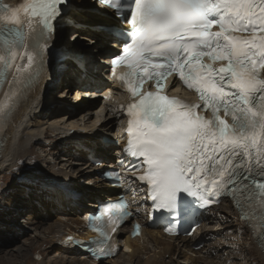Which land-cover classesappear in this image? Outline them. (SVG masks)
<instances>
[{
  "label": "snow or ice",
  "instance_id": "6c2138e0",
  "mask_svg": "<svg viewBox=\"0 0 264 264\" xmlns=\"http://www.w3.org/2000/svg\"><path fill=\"white\" fill-rule=\"evenodd\" d=\"M68 2L0 4V80L11 69L24 71L28 87L37 75L33 65L46 46L28 51L22 14L29 29L38 21L46 36ZM102 2L130 26H106V38L122 51L112 63L126 62L129 69L119 79L133 96L145 79L155 80L158 89L128 105L124 149L146 165L135 179L147 184L153 211L176 210L182 194L203 204L227 195L242 226L259 227L264 248V0ZM172 74L198 95L200 104L159 94L163 79ZM10 108L0 105V115L6 119ZM116 203L105 207L104 226L92 225L105 238L130 215L122 201ZM99 251L105 252L102 243Z\"/></svg>",
  "mask_w": 264,
  "mask_h": 264
},
{
  "label": "bare ground",
  "instance_id": "6f19581e",
  "mask_svg": "<svg viewBox=\"0 0 264 264\" xmlns=\"http://www.w3.org/2000/svg\"><path fill=\"white\" fill-rule=\"evenodd\" d=\"M76 2L77 5L82 7L83 9L93 7L91 3L86 0H69V5L71 3L73 5H76ZM71 17L74 18L75 20L80 21L81 19L85 18V15L82 14L80 15L77 12H73L71 14ZM26 39H29L28 35H26ZM60 40L61 37L55 35L52 37H42V38L31 37L29 41H25V43L28 45V51L41 52L39 46L40 45L46 46L45 50H43L41 54L38 55L36 63L33 65L34 71L37 73V75L35 79L31 81L30 86L25 87L23 83L24 78L27 76V73L24 71L16 72L15 69L9 70V73L6 75V78L0 80V105L6 103L11 105L10 111L8 112L6 119L2 115H0V176H2V174H4V171L7 170H11L12 172H16V173L20 172L18 173V178L15 180L16 183L10 185V187H8V190L14 191V189H17L23 194H25L26 190H31V191L33 190L34 193L37 194L35 196L36 198L35 200L37 204L39 202L38 206L41 213L46 212L47 209L53 206L52 208L53 210H55L54 213H56L57 216H59L60 218L65 217L64 218L65 221L64 222L61 221L60 226H56L57 229H55L56 231L54 233H51L53 230L50 226H48L47 231L50 232V234H53L52 238L49 241L42 243L39 246V250H35L34 252L31 250V252L34 253L33 255L35 257L38 256L43 259L46 257V255L44 256V253H42L41 251L44 250L47 254L51 252L50 248H54L55 250H58L60 252L61 256H63L59 260L61 263H63L64 261L69 264H75V263L86 264L87 263L86 261H85L86 263L84 262L81 263L78 260L80 258H77L76 260L73 259L75 257V253L77 252V250L72 249L68 245V243L63 242V241L68 242L71 236L76 237L77 236L76 233H79V226L82 224L81 215L83 208L80 205H76L72 200H67L68 201L67 204L64 203L63 200V196L69 197L71 196V194L73 196L76 189H78L76 188V183H74L72 175L66 173L63 174L61 172H51L52 175L50 176L43 171V168H39L38 171L32 172L31 169H29L30 166L28 163L27 164L22 163L19 165V161L22 162L25 159L30 160L31 156H33L31 147L27 151L18 154V151L22 149L20 146H22L23 144L28 145L29 143H31L32 145L40 146V148H42L43 151L47 152L48 155H51L50 154L51 151L54 150L59 155L64 154L65 156H67V158L70 159L72 143L69 142L71 141V139L68 138L70 137L68 136V133L70 130L75 131L77 129V125L80 122H82L81 120H83L84 118V114L81 115L79 114V112L82 111L81 110L82 106L86 104V101L85 102L83 101L84 98L82 99L83 92L74 91V93L76 94V97L74 99L77 101L73 103L71 102L70 106L75 105L79 108V109L74 108L75 110H77L76 113L74 114H65L62 108H57L54 99L47 101L46 108L44 107L39 108V104L41 103V98H40L41 93L44 91L45 94L48 93L52 94L51 91H49V82L52 76L55 74V71L53 70V54H54V49L58 47ZM93 63L94 60L90 62L91 65H93ZM105 63L108 65L107 60L104 61V64ZM25 64H27L26 57L24 58L23 61L20 62L21 68ZM70 70L72 73H77V70L75 68L71 67ZM87 72L89 75V71ZM65 77H67V75H64V78ZM83 84H85V82H83ZM59 85H63V86H56V87H65L64 82H61V84ZM58 91H59L58 94L61 93L63 94L58 95L57 97L61 96L66 101L70 99V96H64V93H70L71 90L65 89ZM6 93L7 96L5 95ZM115 109L116 106L114 107L112 106L111 115H109L110 118L112 117L113 114L116 113ZM57 117H62V118L60 120ZM92 124H93L92 122L89 123L87 127H89ZM95 137H96L95 135H90L87 137V139L89 141H93L95 140ZM19 147L21 148L20 150ZM67 158H65L64 161H66ZM62 159L63 158L58 160L60 161ZM14 161H16V164L14 163ZM15 170H17L18 172ZM76 171H78L77 176H79V178H83L84 176L87 177L88 175V174L81 175L79 169H77ZM8 176L10 177V175ZM15 181H13V183ZM91 184L100 185L99 189L96 191L97 197L100 200H104L107 198L111 199L114 197L110 195V193L107 191L105 187L101 186V184L97 179H94V181H92ZM90 189L91 188L89 187L88 188L89 199L95 193L94 191L91 192ZM84 190L86 191V189ZM43 194H45L46 196L43 197ZM80 198L82 200L86 199L84 198V196L81 197L79 196L78 201L80 202H81ZM46 200H48L49 203H45ZM52 203L53 205L51 206ZM226 203L230 205L231 210L234 213L233 217L236 221V223L231 221L229 225H231L232 223V224H236L238 227L244 228L245 226H242L241 221L238 219L239 214L237 213L234 205L228 200H226L223 205L225 206ZM67 208H71L74 214H71L70 211L67 210ZM224 209H226L230 217L231 215L228 212L229 211L228 208H224ZM214 210H216V208L212 209L210 213H212ZM39 215L35 214L33 216L34 221L37 220L38 218L37 222H34L33 226H37L41 221L40 219H42L46 214L43 216H39ZM7 216L13 217L14 211L10 212V214L8 213ZM71 217L72 219L69 220L68 218ZM220 218L218 222H221L223 225V229H225L224 221L227 218H223V217L222 219ZM213 220L211 221V223L213 222ZM205 230H207V228ZM237 231L239 235H241V237L246 233L250 236L249 239L251 243L257 247L256 255L261 259V263L264 264V248H262L261 244L259 243V240L255 237V232L249 229V227L248 228L245 227V230L242 229ZM224 235H226V237L227 236L229 237L230 234L229 235L224 234ZM197 236L198 233L190 242H184L180 240L174 241V240L163 239L158 231H154V230L149 231L144 237L138 240L128 241L129 250L127 251L130 252L131 254L126 257H124L123 255H119L116 259L117 261L116 264H186V262H188V264H197L196 258L187 257L188 256L187 252H190L193 255L196 254L195 252H193L192 249V246L195 245L196 241L203 242L204 239L208 249L213 250V252L215 253L217 246V242L214 241L216 234L212 235L211 232L209 231L208 233L204 234L202 240H200V238H196ZM56 237L59 238L58 240L59 242L57 243H55L54 241V238ZM246 237L247 236H244L242 238H246ZM1 244L2 242H0V245ZM177 244H181L183 250L180 251L177 250V248H175ZM4 245H6V243H4ZM159 248H162V251L160 253H157V250ZM12 249L13 248L8 250H3L4 254L3 256L0 255V260H2L4 256H13L19 258L21 256L20 254H22L23 251L24 252L26 251L24 248H22V246L21 247L18 246L14 250ZM203 249L204 250L206 249L205 245ZM3 252H1L0 254H2ZM35 252L37 253V255L35 254ZM197 254H201V253H197ZM68 256L72 258L65 259ZM143 256H145V259L143 258ZM175 256L177 257L180 256V257L175 259L174 258ZM29 257L27 259L26 264H29L30 259H33L32 264H35L34 263L35 257H31V258ZM217 257L218 256L216 253L215 259ZM178 259H181L179 260L180 262H178ZM5 261H8V264H10L9 260H5ZM52 263L55 262L53 261Z\"/></svg>",
  "mask_w": 264,
  "mask_h": 264
},
{
  "label": "rangeland",
  "instance_id": "374dc122",
  "mask_svg": "<svg viewBox=\"0 0 264 264\" xmlns=\"http://www.w3.org/2000/svg\"><path fill=\"white\" fill-rule=\"evenodd\" d=\"M76 101L77 100L74 99L73 102H76ZM72 107L79 109L75 105H72ZM57 118L61 120L60 117H57ZM30 145L32 144L31 143H29L28 145L23 144L22 146H20L22 149L19 147V150L20 149L21 150L18 151V154L23 153L24 151H27L30 147H31V151L33 154L30 160L25 159L22 162L19 161V165L22 163H25V164L28 163L30 166L29 169H31L32 172H36L38 171L39 168H43V171L50 176L52 175L51 172H61L63 174L66 173L69 175L74 174L72 178H74V176L78 174V171H76L77 168L74 165H72L69 159H66V161H64L65 157H63L62 154L61 155L56 154L55 156V154H52L51 152L50 153L51 155H48L47 152L43 151V149L40 148V146L38 145L30 146ZM61 158L63 159L59 161L58 159H61ZM14 163L16 164V161H14ZM18 173L12 172L11 170H7V171H4V174H2V176H0V242H2V244L0 245V253L3 252V250H8L11 248H13L12 250H14L18 246L20 247L22 246V248H24L26 251L25 252L23 251L22 254H20L21 256L20 257L18 256L19 258H16L13 256H4V258L0 260V264H8V261H5V260H9L10 264H26L29 256H30L29 258L35 257L33 255L34 253H32L31 250L33 252L35 250H39V246L42 243L47 242L52 238L53 234H50V232L47 231L48 226H50L53 230L51 233H54L56 231L55 229H57L56 226H60L61 224L60 222L65 221L64 220L65 217L60 218L59 216H57L56 213H54L55 210H53L52 208L53 203L51 204L52 207L47 209L46 212L41 213L39 210V206H38L39 202L37 204L35 200L36 199L35 196L37 194H35L33 190L32 191L26 190L25 194L21 193L17 189H14V191L8 190V187H10V185L16 183L15 180L18 178ZM8 175H10V177ZM80 179L81 178L77 176V179H76L77 185L83 186V183L85 180L84 179L80 180ZM13 181L15 182L13 183ZM77 185H76V188L81 189ZM84 187H85L84 189H87L86 185ZM84 189L82 188V191H84ZM29 192H32L31 196H28ZM45 196L46 195L43 194V197ZM45 203H49V201L46 200ZM223 204L217 207L216 210H214L212 213H210V215L208 216V221L204 225V230L207 228V231L208 232L210 231L212 235L216 234L214 241L217 242L216 253L218 257L215 259L216 253L213 252V250L209 249L207 252L210 254L206 253L202 255L201 253V255L200 254L195 255L194 258L198 259V264H219V263L220 264H262L261 259L256 255L257 247L251 243L249 239L250 236L247 233L246 234L244 233L245 235H242V237L244 236H247V237L242 238L241 235H239L237 231V230H242V229L245 230V227L241 228V227H238L236 224H232V223L231 225H229L231 221L236 223L233 217L234 213L232 212L231 207L228 203H226L225 206ZM22 208H25V210H27V212L24 213L25 215H23L22 213L16 215L17 212L19 211L21 212ZM224 208H228L229 210L228 212L231 215L230 217L226 209ZM67 210L70 211L71 214H74L71 208H67ZM12 211H14V216L13 217L7 216V214L8 213L10 214V212ZM35 214L36 215L40 214L39 216H43L46 214L42 219H40L41 221L37 226H33L34 222H37L38 220L37 218V220L34 221L33 216ZM222 217L227 218L224 221L225 229H223L222 223L218 222L219 218L222 219ZM68 219L70 220L72 219V217ZM212 220L213 222L211 223ZM224 234H228V235L230 234V235L229 237L227 236L228 237L227 238L226 235ZM76 235H78V233H76ZM58 240H59L58 237L54 238L55 243L59 242ZM4 243H6V245H4ZM50 251L51 252L47 254L44 250L41 251L42 253H44V256L46 255V257L42 259L41 257L36 256L34 258V263L35 264H59V263L69 264L64 261L63 263L59 261L60 258L63 256H61L58 250H55L54 248H50ZM3 254L4 252L0 255L3 256ZM35 254L37 255L36 252ZM67 258L71 259L72 257L68 256L65 259ZM77 258L79 257L75 256L73 259L76 260ZM143 258H145V256H143ZM78 260L81 263L82 262L86 263L81 258ZM179 260L181 259H178V261ZM53 261L55 263H52ZM32 263H33V259H30L29 264H32ZM75 264H78V263H75ZM186 264H188V262H186Z\"/></svg>",
  "mask_w": 264,
  "mask_h": 264
}]
</instances>
